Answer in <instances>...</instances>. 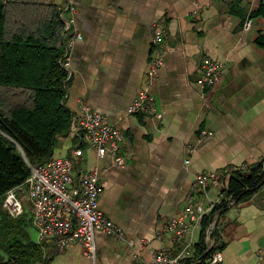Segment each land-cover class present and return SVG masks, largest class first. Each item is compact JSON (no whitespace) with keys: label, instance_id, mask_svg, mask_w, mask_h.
I'll use <instances>...</instances> for the list:
<instances>
[{"label":"crops","instance_id":"obj_1","mask_svg":"<svg viewBox=\"0 0 264 264\" xmlns=\"http://www.w3.org/2000/svg\"><path fill=\"white\" fill-rule=\"evenodd\" d=\"M47 1L57 9L65 3ZM250 17L253 26L245 32ZM74 19L81 41L73 49L67 107L73 121L88 107L119 128L127 160L120 168L86 144L76 155L73 125L71 135L58 139L54 158H72L75 173L101 174V210L124 237L97 232L94 263L81 245H49L50 264H138L135 252L148 259L152 250L174 244L170 236L157 237L164 223L189 203L213 202L220 210L211 243L223 255L220 264H264V182L229 203L218 200L219 189L196 187L197 176L216 171L229 173L230 187L231 177L264 161V0H76ZM156 24L166 31L165 64L148 86ZM206 58L223 70L214 87L201 89ZM143 89L155 97L162 118L127 114ZM202 131L212 136L201 139ZM24 205L32 219L31 204ZM204 228L195 237L196 257ZM129 241L146 248L135 251ZM197 260L190 264L204 263Z\"/></svg>","mask_w":264,"mask_h":264},{"label":"built area","instance_id":"obj_2","mask_svg":"<svg viewBox=\"0 0 264 264\" xmlns=\"http://www.w3.org/2000/svg\"><path fill=\"white\" fill-rule=\"evenodd\" d=\"M227 2L230 0H218ZM59 17L64 24V37L66 40L65 51L60 61V67L71 79V59L73 49L81 41L79 33L74 31L76 13V0H65L59 7ZM253 26V20L247 19L244 31L248 32ZM164 27L154 26L153 46L155 58L149 66L147 85H153L161 69L164 67L163 39ZM202 74L197 80V85L203 89L214 87L222 75L223 65L212 59L206 58L202 62ZM143 113L156 118H162L157 112L155 97L147 90H141L134 102L127 110V114ZM73 131L78 139L79 147L75 154L80 156L84 144L94 149L100 158L111 155L118 167L126 164L127 156L121 154L124 142L122 131L99 113L83 107L81 116L73 121ZM212 136L207 131L201 132V139ZM190 153L194 147H189ZM190 161L187 160L186 164ZM242 165L240 170H245ZM264 172V161H263ZM229 174V173H228ZM226 171L202 173L197 176L196 187L205 190L208 187L219 189L218 200L227 203L236 198L228 196L230 187L227 182ZM103 195L101 174L97 170L75 173V162L72 158L56 157L48 163L30 167V175L21 185L9 190L2 201L5 212L17 219L25 214L24 201L32 206V220L36 231V242L41 246L54 245L59 250H67L74 245H81L84 255L93 263L97 258L96 233L105 231L109 235L122 240L124 232L112 221L107 220L100 207ZM215 202L205 206L200 203H189L183 214L164 223L157 233L158 239L170 236L174 242L172 246L152 250L148 259L142 258L135 252L138 264H190L199 262L198 257L204 260L203 264H220L223 255L211 243V236L217 225ZM210 220L204 228V222ZM202 250L195 256L197 233L203 231ZM129 246L136 249H145L146 242H141L137 247L133 241ZM137 247V248H136Z\"/></svg>","mask_w":264,"mask_h":264},{"label":"trees","instance_id":"obj_3","mask_svg":"<svg viewBox=\"0 0 264 264\" xmlns=\"http://www.w3.org/2000/svg\"><path fill=\"white\" fill-rule=\"evenodd\" d=\"M65 45L55 5L0 0V264L52 260L48 246L34 239L28 214L14 219L1 209L5 194L25 182L30 167L48 163L58 139L71 135L73 118L66 104L70 80L60 67ZM263 182L262 162L231 177L228 196L243 198Z\"/></svg>","mask_w":264,"mask_h":264},{"label":"rangeland","instance_id":"obj_4","mask_svg":"<svg viewBox=\"0 0 264 264\" xmlns=\"http://www.w3.org/2000/svg\"><path fill=\"white\" fill-rule=\"evenodd\" d=\"M1 210L5 211V210L3 209V206H2V209H1ZM33 237H34V239H36V231H34V233H33Z\"/></svg>","mask_w":264,"mask_h":264}]
</instances>
